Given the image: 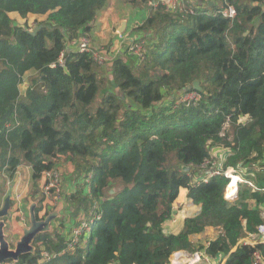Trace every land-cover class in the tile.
I'll return each instance as SVG.
<instances>
[{"label":"trees","instance_id":"obj_1","mask_svg":"<svg viewBox=\"0 0 264 264\" xmlns=\"http://www.w3.org/2000/svg\"><path fill=\"white\" fill-rule=\"evenodd\" d=\"M121 1L147 10L135 27L146 53L126 49L104 65L92 48L67 44L90 33L107 0H0V201L26 165L38 214L43 171L67 175L72 166L78 180L91 179L65 194L68 216L100 213L73 250L59 220L35 237L33 255L3 264H170L178 249L221 255L222 264H251L255 250L264 260V242H244L264 223V0H182L173 10ZM225 2L232 18L218 12ZM12 12L45 18L31 34ZM215 147L228 150L219 173L199 178ZM229 167L243 179L233 200L225 197ZM181 187L200 209L165 232ZM8 191V214L20 219ZM207 229L217 236L191 240Z\"/></svg>","mask_w":264,"mask_h":264},{"label":"crops","instance_id":"obj_2","mask_svg":"<svg viewBox=\"0 0 264 264\" xmlns=\"http://www.w3.org/2000/svg\"><path fill=\"white\" fill-rule=\"evenodd\" d=\"M209 4H212V3H209ZM12 13H14V12H12ZM12 13H10V14H12ZM10 14H9V16H10ZM16 15L19 16L18 14H16ZM29 16H32V17L44 16L45 17V15H29ZM146 16H147V10L145 8H138V7L133 8V7H130L128 4L122 2L121 0H107V4H106L105 8L98 13L96 20L93 23L91 31L88 35L89 36V38H88L89 47L92 49H97V50L100 48V50H98V51L101 54L108 53V57L102 56V58L104 61V65L110 64L111 60H109V58L117 57L120 54H122L123 52H125V50L127 49L132 37L135 35H138L137 32L135 31V27L137 25H139L140 23H142L143 20L146 18ZM39 19H43V18H39ZM122 19L125 20V28H124V31L122 33H120L118 31V28L120 26ZM132 28H133V30H131ZM79 43H80V41L78 43L77 42L76 43L71 42V43L67 44V47L78 49L77 45ZM216 148H220V147H215V148L211 149V154L214 157L220 156L217 154V152H219V151H217ZM222 159H223V157L221 158V161H222ZM204 164H206V162ZM204 164H203L201 170L205 172V175L202 174L199 176V178H205L207 176L206 175L207 172H210V171L214 170L216 166H219L216 164V160L211 163L210 169L204 168ZM6 185L8 188L7 192H8V190H10V191L12 190L13 194L16 192L18 193V190L21 192L22 203H23L24 199L27 200V196L29 194L27 195L26 192H27L29 186L31 185L30 170H29L28 166L25 165V166L19 167L17 169L15 175H14V178L12 179V181L10 183L11 186L8 187L9 184H6ZM226 187H228V186H226ZM24 190H25V192H24ZM186 192H187V189L184 187H181L179 189L178 196L175 199V201L173 202L172 216L167 222H165L164 227H163L165 232L177 233L182 228L183 219L185 217H192L198 213L200 206L192 203L191 199L186 196ZM236 193H237V189H236L235 194L234 195L232 194L233 196H231V198H229V197H227L226 190H225V197L230 199V200H233L236 198ZM18 194L20 195V193H18ZM25 194H26V197H24L22 199V196ZM176 207H181L182 210H177ZM183 210H185V212H183ZM10 211H11V209H10ZM175 211H176V213L173 214ZM180 212H182V213L180 214ZM16 213L21 215L19 212H16ZM14 215H15L14 211L12 212L11 215H9V214L7 215L9 217L7 227L10 229V235L14 237L13 240L20 235V229L17 226L19 219H16V216H14ZM23 215H24V211H23ZM23 215L20 216L21 219H22ZM62 216L63 217L61 219L56 220V223L57 222L59 223V220H63L65 223H67L66 220H68V219L63 214H62ZM52 226L55 227L54 225H52ZM71 226H72V220H70L68 222V224H66V228L64 229V232L67 231ZM205 232H207L206 234H210L212 232L213 235L207 236L201 244H203V243L205 244V243H207V241L211 237L217 236V233L212 229H207L206 231H204V233ZM200 234L190 236L191 240H193L194 237H198V235H200ZM206 234H204V235H206ZM259 239L261 242H264V235L262 237H259ZM13 240L11 239L10 241L13 242ZM248 241H251L249 236L245 237V239H244V242H248ZM196 242L199 243L198 241H196ZM185 250L188 251L187 249H185ZM219 256L220 255L216 256L217 260L219 261L221 259L220 264H222V262L224 260L223 256H222V258H218ZM212 257H215V256H212Z\"/></svg>","mask_w":264,"mask_h":264},{"label":"built area","instance_id":"obj_3","mask_svg":"<svg viewBox=\"0 0 264 264\" xmlns=\"http://www.w3.org/2000/svg\"><path fill=\"white\" fill-rule=\"evenodd\" d=\"M190 1L192 3H195L194 0H190ZM203 1L204 2L209 1V3L214 2L212 0H203ZM160 3L163 4L167 10H173L180 3H182V0H148V4L152 7H156ZM218 12L223 17L232 18L236 14V9L234 8L233 5L229 4L228 2H225V4H223L220 7ZM142 38H143L142 34L141 35L138 34L132 37L127 47L128 54L133 55L139 59L144 58L145 53H146V47H145L146 42ZM77 47L79 51L90 50L88 39L81 40L80 43L77 45ZM91 51H92V55L97 59L99 63H104L101 54L96 53L92 49ZM192 93H194V95H191L190 97H186L184 95L182 100L193 98L196 94L195 92H192ZM207 162L208 160L206 161V163ZM220 168H221L220 165L216 166L214 170L207 172L206 175L209 176L212 174L219 173ZM224 175L229 179V183L232 182V178L234 176L236 177V179L234 180V189H233V195H234L237 189V183L243 181L242 176L235 173L233 168L231 167L225 170ZM90 179H91V174L89 173L83 180L82 179L80 180L81 181L80 183H84V187H86L87 189ZM6 184H9V182H7ZM40 191L45 197V200L43 201V204H42L41 211L39 212L40 216H43L47 211H50L51 209H53L59 199L63 198L65 200V194L66 195L68 194L66 191L63 190L61 176L57 169H50V170L43 171L41 175V180H40ZM69 193H72V192H69ZM231 196L229 198H231ZM12 199L18 208V212L21 215H23V211L19 207L20 195L16 192L12 195ZM1 204H2V200L0 201V207H1ZM65 205H66V202H65ZM260 208L264 211V204L261 205ZM99 217H100V213L97 211L96 208H91L90 212L87 215L78 217L76 220L77 224L73 228L71 226L67 232L69 235L66 236L67 240H66L65 248L67 250H73V248L77 244L83 243L84 240L87 238L88 234L90 233V230L93 227L95 221H97ZM263 235H264V223H261L257 226L255 235H251V234L249 235L251 241H248V242L253 243V242L260 241L259 237H262ZM185 252H187L185 249L175 250L171 255L172 263L170 264H220L221 263V259L218 261L217 257L215 258V257L209 256L204 251H201V250L187 252L191 254H189L185 259H180L181 257L184 256ZM44 254L47 255V253H44ZM251 257H252L251 264H264V260L261 254L259 253V251L257 250L253 251L251 254ZM218 258H222V256L220 255Z\"/></svg>","mask_w":264,"mask_h":264},{"label":"water","instance_id":"obj_4","mask_svg":"<svg viewBox=\"0 0 264 264\" xmlns=\"http://www.w3.org/2000/svg\"><path fill=\"white\" fill-rule=\"evenodd\" d=\"M39 27L40 26L37 28ZM37 28L33 31L28 30V32L34 34ZM124 28L125 20L122 19L118 31L122 33ZM192 86L197 91L202 90L197 80L193 81ZM180 168L185 172L189 170V167L184 165H180ZM110 192L112 193V190H110ZM10 198L11 193L8 192L0 207V264L8 260L16 262L21 255H33L35 252V246L33 244L35 237L45 232H52V221L63 217L62 211L66 206L65 200L61 198L57 201L53 209L47 211L43 216H40L39 213H36L37 202L33 200L31 194H29L27 196L26 207L28 223L24 222L21 218L19 219L17 226L20 229V235L12 242L7 238L5 232L6 223L3 220V217L6 216L11 209Z\"/></svg>","mask_w":264,"mask_h":264},{"label":"rangeland","instance_id":"obj_5","mask_svg":"<svg viewBox=\"0 0 264 264\" xmlns=\"http://www.w3.org/2000/svg\"><path fill=\"white\" fill-rule=\"evenodd\" d=\"M10 16H11V18L16 22V23H18V24H21V25H24V26H27V28H28V30L29 31H33L34 29H36L37 27H38V23L40 22V21H42L45 17L44 16H42V17H40V16H38V17H32V16H28V18H26V19H24V18H21V17H19V16H17L15 13H12V14H10ZM39 18H43V19H39ZM131 30H133V28L131 29ZM131 32V31H130ZM89 35V34H88ZM88 35H86V34H80L79 35V37L77 38V39H75L73 42H79V41H81V40H83V39H88L89 38V36ZM144 38H146V37H143L142 39L146 42V41H148V39L147 40H145ZM153 39V38H152ZM151 39V40H152ZM90 41V40H89ZM100 47V46H99ZM91 49V48H90ZM92 50H94L96 53H99V54H101L98 50H100V48L97 50V49H92ZM102 56H106V57H108V53H106V54H101ZM111 55V54H110ZM115 58V57H114ZM113 58H109V60H112ZM105 72H106V69H105ZM106 74L108 75V73L106 72ZM109 81V84H111V80L109 79L108 80ZM26 82H23L20 86H19V89H20V92H24V90H25V88H26ZM191 95H194V93H188V94H186L185 96L186 97H190ZM243 120V119H242ZM217 149V151H219V152H217V154L218 155H220V156H216V164L217 165H220L223 161H224V157H225V154H226V152H228V150L227 149H225V148H223V147H221V149L220 148H216ZM223 153V154H222ZM223 157V159H222V161H221V158ZM23 166H25V165H23ZM73 168H72V166H70V170H68L67 172H68V174L67 175H65V174H61V172L60 171H58L59 173H60V176H61V182H62V185H63V190L64 191H66L67 193H69V192H72V191H74L75 189H76V183H79V182H81L80 180H81V178L78 180V178L75 176V174L73 173ZM63 173V172H62ZM230 184V183H229ZM228 184V185H229ZM37 189L39 190V193L37 194V198L38 197H40L41 195H43L42 194V192L40 191V182H38V184H37ZM9 192V191H8ZM7 192V193H8ZM24 192H25V190H24ZM7 193H6V195H7ZM18 193H20V204H19V207H20V209H22L24 212H25V208H26V206H27V203H22V200H21V192L18 190ZM227 195H230L231 196V193H226ZM5 195V196H6ZM12 195H13V191H12ZM24 197H26V194L25 195H23L22 196V199L24 198ZM10 200H11V198H10ZM3 202V201H2ZM2 205V204H1ZM176 209L177 210H182V208L181 207H176ZM176 210V211H177ZM10 211V210H9ZM176 211L173 213V214H175L176 213ZM183 212H185V210H183ZM182 212H180V214H181ZM62 214L68 219V220H66L67 221V223L66 224H68V222L70 221V220H72V228L77 224V222H76V220H77V218L78 217H82L83 216V214H81L80 216L78 215L76 218H71V217H69L68 216V210L67 209H63V211H62ZM7 216V215H6ZM22 220L24 221V222H26V223H28V218L25 216V213H24V215L22 216ZM51 225H54V226H58L59 225V223L57 222L56 223V220H54V221H52V223H51ZM72 228H71V230H72ZM69 230V229H68ZM68 230L67 231H63L64 233H66L65 235L66 236H68L69 234L67 233L68 232ZM5 232H6V234H7V238L9 239V240H13V236H11L10 235V229L8 228V227H5ZM204 232H202L200 235H198V237H194V239H193V241L194 242H196V241H198L200 244L203 242V240H205V238L207 237V236H212L213 235V233L211 232L210 234H206L207 232H205L204 234H206V235H204L203 234ZM82 241V240H81ZM84 244V243H83ZM187 252H191V251H187ZM187 252H185L184 253V256L183 257H181V259H185L189 254H191V253H187ZM170 263H172V256L170 257Z\"/></svg>","mask_w":264,"mask_h":264},{"label":"bare ground","instance_id":"obj_6","mask_svg":"<svg viewBox=\"0 0 264 264\" xmlns=\"http://www.w3.org/2000/svg\"><path fill=\"white\" fill-rule=\"evenodd\" d=\"M236 179V177L234 176L232 178V182H230V184L228 185L227 189H226V193H231V195L233 194V189H234V180ZM227 195V194H226ZM181 259V258H180Z\"/></svg>","mask_w":264,"mask_h":264}]
</instances>
